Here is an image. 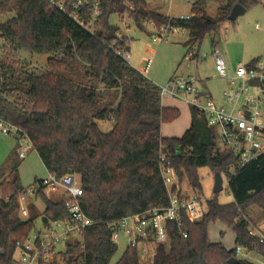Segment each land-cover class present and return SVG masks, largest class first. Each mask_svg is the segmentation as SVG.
<instances>
[{"label":"trees","instance_id":"obj_1","mask_svg":"<svg viewBox=\"0 0 264 264\" xmlns=\"http://www.w3.org/2000/svg\"><path fill=\"white\" fill-rule=\"evenodd\" d=\"M59 1L66 2L68 11L75 2L0 0V20L5 19L0 22V118L30 140L48 173L80 176V205L94 222L83 232L82 244L68 247L52 264H112L118 247L111 242V226L128 216L169 207L160 173L162 153L179 184L186 183L200 197V169L226 177L233 202L206 200L201 222L190 224L184 217L180 226L171 223L168 245L153 247L146 255L128 249L115 264H229L237 260L236 248L264 257V244L246 230L252 208L264 219V156L231 174L237 157L218 144L216 131L195 108H190L191 126L182 138L163 137L162 125L180 113L162 106L160 87L124 58L130 40L110 23L112 16H127L140 29L152 22L157 28L172 25L185 30L187 57L219 32L235 5L248 11L261 0H225L219 19L206 15L208 0H195L189 20L154 14L144 0H99L93 33L61 11ZM80 17L88 23L89 8ZM23 54L51 57L44 68L33 69ZM100 121L113 122V129L102 132ZM19 166L14 164L6 182L0 183V198H10L0 202V264H14L17 243L31 235L38 219L48 224L69 216L66 200L54 203L45 189H39L36 196L45 204L44 213L35 216L32 208L30 220H20L19 201L27 189ZM216 223L233 231L232 250L210 241L209 227Z\"/></svg>","mask_w":264,"mask_h":264},{"label":"built area","instance_id":"obj_2","mask_svg":"<svg viewBox=\"0 0 264 264\" xmlns=\"http://www.w3.org/2000/svg\"><path fill=\"white\" fill-rule=\"evenodd\" d=\"M54 1V0H53ZM56 6L68 16L85 27L91 33L100 17L99 0H75L67 10L66 2L59 1ZM89 8L91 20L87 23L81 19V13ZM192 16L180 17L179 20H189ZM124 21V20H122ZM146 25L153 28L154 43L168 40L169 36L177 34L182 29L172 25L157 28L152 22ZM258 28V26H257ZM129 61V55L123 53ZM190 61H204L206 55L200 57L190 51L187 55ZM215 72L219 79L228 83L223 91L221 101L215 100L204 92L197 79L193 77L174 76L167 85L160 88L162 100L174 99L184 102L190 108L197 109L206 118L208 126L217 133L218 144L232 152L237 157V165L231 167V174L252 164L264 156V54L252 66L239 64L232 75H229L225 60L216 52L213 53ZM0 133L18 139L20 158L26 159L33 146L22 131L0 118ZM178 155V151L175 152ZM160 173L169 193V207L153 209L128 216L112 227L111 242L117 245L123 237L127 240L126 250H135L144 255L153 247L168 245L171 223L180 226L184 217L190 224L201 222L205 215L202 197L191 191L186 194L183 184H179L174 168L167 155H160ZM74 175L59 178L55 174L48 175L37 183L38 189H27L19 201L20 220H30V210L27 207L29 198L36 197L39 189L66 190L63 199L66 200L68 217L37 226L31 235L16 245L14 264H52L58 257L66 253L68 247L82 244L83 232L94 225L86 216L80 205L82 187L76 185ZM224 191H229V180L223 183ZM175 189V192L173 191ZM9 197L0 198V202H8ZM248 221V220H247ZM246 228L250 237L264 244V236L249 221ZM187 238V235H184ZM237 261H250L253 254L243 248H236ZM2 249L0 248V254ZM258 254V253H257ZM261 256V255H260ZM262 257V256H261ZM264 258V257H263Z\"/></svg>","mask_w":264,"mask_h":264},{"label":"rangeland","instance_id":"obj_3","mask_svg":"<svg viewBox=\"0 0 264 264\" xmlns=\"http://www.w3.org/2000/svg\"><path fill=\"white\" fill-rule=\"evenodd\" d=\"M163 2V0H157ZM170 1V0H169ZM195 0H171L172 4L167 5L169 9H173L174 16H186L192 13V4ZM262 5L249 9L244 15L237 18L236 21H228L223 24L217 34L208 36L200 45L193 48V53L200 57L206 55L204 61L188 60L186 57L187 48H184V43L188 41V33L185 30L177 34L169 36L168 40L154 43L152 35L153 28L144 25L142 29L138 28L127 16L122 20L120 17L112 16L110 19L111 25L120 29L121 36H125L130 40V48L128 55L130 56V65L140 71L143 75L153 81L158 87L163 88L167 85L170 79L174 76L179 77H193L199 81L208 79L206 88L215 100L221 98L223 90L227 87L226 82L218 78L215 72V63L213 60V53L219 54L225 62L235 68L238 64H248L252 60L259 59L264 54V0H261ZM225 5V0H208L206 7V15L211 19H219L222 16L220 8ZM0 20V22L4 21ZM258 26V28H257ZM216 43L213 48L212 44ZM23 59L28 62L33 69L44 68L50 55H30L23 54ZM237 68V67H236ZM142 71H141V70ZM167 103V102H166ZM167 105V104H166ZM173 108V107H170ZM176 108L179 110V117L172 122H166L162 129L163 135L167 138L183 137L185 132L190 128V111L188 106ZM100 130L108 133L113 129V122H98ZM21 148L18 139L13 136H5L0 133V183L6 182L11 167L20 163L19 177L21 184L25 189L32 188L37 190L38 186L35 184V179L43 180L48 172L43 166L37 153L30 149L27 153L26 159L20 158ZM201 179L202 199L212 200L217 197L220 204L226 205L233 202V197L229 191H224L219 195L214 194V174L209 168H202L198 171ZM76 185H81L80 176L75 177ZM36 180V181H37ZM224 183L227 184L226 177L223 178ZM38 183V182H36ZM183 189L186 194H191L186 183L183 184ZM54 192L49 191V195L54 202H59L66 190L62 187L56 189ZM40 210L45 209V204L37 196L29 198L27 207L30 210V218L32 217V208H34L35 216L40 215ZM251 221L264 236V219L261 211L258 208H252L247 212ZM18 218L20 217L19 210L17 211ZM24 221V220H23ZM39 226L41 219L36 221ZM209 239L212 243H221L227 250L235 247V235L233 231L220 223L212 224L209 227ZM118 251L112 261V264L122 257L127 249V240L121 238L117 244ZM60 257L56 258L59 259ZM256 264H264V258L258 254H251L250 260H254ZM147 260V259H146ZM57 261H60L57 260ZM62 264V263H61Z\"/></svg>","mask_w":264,"mask_h":264},{"label":"crops","instance_id":"obj_4","mask_svg":"<svg viewBox=\"0 0 264 264\" xmlns=\"http://www.w3.org/2000/svg\"><path fill=\"white\" fill-rule=\"evenodd\" d=\"M145 1V3H146V5H147V8H148V10L150 11V12H152V13H154V14H158V15H161V16H164V17H167V18H172V19H179L180 17H187V16H193L192 15V13L191 14H189V15H186V16H183V15H180L179 17L178 16H174L173 14V12H174V4H173V9H170V7H169V9L166 7V5L164 4V3H167V5H169V4H172V2H171V0L169 1V0H163V2L161 1V2H159V1H157V0H144ZM195 2V1H194ZM194 4V3H193ZM192 4V5H193ZM262 5V2H261V4L259 5V6H261ZM247 12V11H246ZM189 36V35H188ZM125 37V36H124ZM184 45V48H185V45H186V42L183 44ZM187 52V51H186ZM129 60H130V56H129ZM241 64V63H240ZM249 64V63H248ZM226 65H227V70H228V73H229V75H232L233 73H234V71H235V69H236V67L235 68H233L232 66H230V65H228L227 63H226ZM239 65V64H238ZM244 65H246V64H244ZM141 70V69H140ZM142 71V70H141ZM146 77H147V75H146ZM190 77V76H189ZM148 78V77H147ZM149 79V78H148ZM150 80V79H149ZM207 80L208 79H205V80H201V81H199L198 79H197V81L199 82V86L201 87V89L204 91V92H206V93H208L209 95H211L210 94V92L207 90V88H206V82H207ZM153 82V81H152ZM226 82V81H225ZM154 83V82H153ZM155 84V83H154ZM226 87H228V83L226 82ZM224 91V90H223ZM223 93V92H222ZM212 96V95H211ZM212 97H214V96H212ZM221 97H222V94H221ZM217 101H221V98L219 99V100H217ZM167 102V103H166ZM167 104V105H166ZM162 106H164L165 108H170V107H173L174 109H175V107L176 108H180V107H182L181 108V110H184L185 111V108H183V106H187L184 102H182V101H179V100H174V99H165V100H162ZM189 107V106H188ZM179 111V110H178ZM189 111H190V107H189ZM180 113V112H179ZM189 118H190V126H191V113H190V115H189ZM163 126V125H162ZM189 130V129H188ZM187 130V131H188ZM186 131V132H187ZM185 132V133H186ZM163 133H164V130L161 128V134H162V136L163 137H165L164 135H163ZM165 138H167V137H165ZM37 179H35V184H37L36 182H39V181H41V180H37ZM23 186V185H22ZM24 188V187H23ZM30 188V187H29ZM49 191L51 192H54V191H56V190H45L44 191V193H45V195L52 201V202H54L52 199H51V197H50V195H49ZM63 199V198H62ZM61 199V200H62ZM60 200V201H61ZM59 201V202H60ZM59 202H54V203H59ZM39 207V212L42 214V213H44V211H45V209H43V210H40V206H38ZM252 225H253V223H252V221L250 222ZM41 225V224H40ZM39 225V226H40ZM38 226V225H37ZM254 226V225H253ZM232 250V249H231ZM253 254H257V253H253ZM259 255V254H258ZM260 256V255H259ZM256 261H255V259L254 260H252L251 261V263H253V264H256L255 263Z\"/></svg>","mask_w":264,"mask_h":264},{"label":"water","instance_id":"obj_5","mask_svg":"<svg viewBox=\"0 0 264 264\" xmlns=\"http://www.w3.org/2000/svg\"><path fill=\"white\" fill-rule=\"evenodd\" d=\"M246 9L241 5H235L228 17V21L234 22L237 20L238 17L244 15L246 13ZM224 180L220 174H215L214 176V194L219 195L223 192L224 186H223ZM229 264H238V261L236 259H231L229 261Z\"/></svg>","mask_w":264,"mask_h":264}]
</instances>
